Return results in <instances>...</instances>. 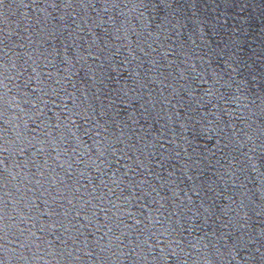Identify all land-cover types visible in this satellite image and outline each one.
I'll use <instances>...</instances> for the list:
<instances>
[{"label": "water", "instance_id": "95a60500", "mask_svg": "<svg viewBox=\"0 0 264 264\" xmlns=\"http://www.w3.org/2000/svg\"><path fill=\"white\" fill-rule=\"evenodd\" d=\"M0 264H264V0H0Z\"/></svg>", "mask_w": 264, "mask_h": 264}]
</instances>
